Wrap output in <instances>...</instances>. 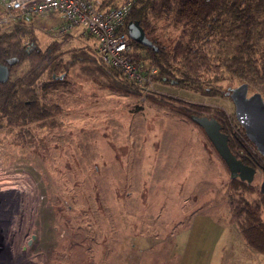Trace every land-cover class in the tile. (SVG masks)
I'll return each mask as SVG.
<instances>
[{
    "label": "rangeland",
    "instance_id": "374dc122",
    "mask_svg": "<svg viewBox=\"0 0 264 264\" xmlns=\"http://www.w3.org/2000/svg\"><path fill=\"white\" fill-rule=\"evenodd\" d=\"M126 1L91 0L96 8ZM172 19H152L155 40L166 51L180 35ZM31 22L40 47L62 42L65 61L75 51L95 54L92 38L78 29L54 34L57 15ZM131 52L147 71L145 51ZM87 67L74 64L65 84L42 91L62 108L60 127L33 126L22 137L0 133V264L233 263L234 249L243 244L232 194L234 202L241 195L258 200L264 169H256L250 184L256 192H233L229 171L202 129L145 96L98 88ZM26 70L24 63L17 75ZM207 77L222 92L241 84L227 74ZM141 90L198 106L202 114L222 111L243 142L238 151L254 156L230 98L153 80Z\"/></svg>",
    "mask_w": 264,
    "mask_h": 264
},
{
    "label": "trees",
    "instance_id": "16d2710c",
    "mask_svg": "<svg viewBox=\"0 0 264 264\" xmlns=\"http://www.w3.org/2000/svg\"><path fill=\"white\" fill-rule=\"evenodd\" d=\"M169 16L173 18L174 26L180 28V35L172 48L166 51L155 40L152 19ZM130 21L138 22L146 38L156 48L153 50L131 41V47L147 54L148 69L156 70L151 81L229 98L228 91L222 92L214 87L215 84H210L213 81L209 82L207 77L227 74L264 97V0H132L125 33ZM62 45V42H52L40 47L31 20L17 21L6 32L0 30V65H6L9 73L7 81L0 85V133L4 130L22 137L33 126L60 127L57 118L62 108L47 100L42 91L65 84L69 68L83 62L88 63L90 79L100 89L132 98L145 96L149 103L189 119L191 115L214 118L221 125V131L229 136L230 151L247 164V160L237 153L243 142L231 140L229 133L230 130L234 133V130L229 128L230 122L222 111L210 110L202 114L198 112V106L184 107L185 103L180 99L154 92L144 93L138 85L104 65L96 54L88 50L72 52L69 60L65 61L60 52ZM131 56L139 66V58ZM24 63H27V70L17 75ZM43 76L48 79L45 83L41 81ZM199 108L202 109L201 106ZM241 131L246 141L242 127ZM257 163L264 169V158L261 157ZM230 186L235 193L256 192L253 186L236 179ZM233 195L234 223L240 237L250 250L264 255V194L259 193V199L250 203L242 195L234 202Z\"/></svg>",
    "mask_w": 264,
    "mask_h": 264
},
{
    "label": "built area",
    "instance_id": "2783aa9c",
    "mask_svg": "<svg viewBox=\"0 0 264 264\" xmlns=\"http://www.w3.org/2000/svg\"><path fill=\"white\" fill-rule=\"evenodd\" d=\"M131 3L127 0L117 7L99 10L91 0H0V30L9 31L15 22H28L35 16L57 15L61 22L54 29L55 35L62 37L75 29L88 35L104 65L143 89L156 70L144 71L132 59L131 40L124 32Z\"/></svg>",
    "mask_w": 264,
    "mask_h": 264
},
{
    "label": "water",
    "instance_id": "95a60500",
    "mask_svg": "<svg viewBox=\"0 0 264 264\" xmlns=\"http://www.w3.org/2000/svg\"><path fill=\"white\" fill-rule=\"evenodd\" d=\"M126 30L131 41L156 50L155 46L146 38L137 21L128 22ZM8 75V67L0 65V85L7 81ZM227 95L233 103L236 121L243 128L245 137L254 145L257 153L264 158V99L262 95L259 92L248 95L246 83H241L230 89ZM190 120L202 129L217 155L226 165L229 178L250 185L256 169L245 165L230 151L229 136L221 131V125L214 118L207 116L191 115ZM259 192L264 194V181L260 185Z\"/></svg>",
    "mask_w": 264,
    "mask_h": 264
},
{
    "label": "crops",
    "instance_id": "0c3cea01",
    "mask_svg": "<svg viewBox=\"0 0 264 264\" xmlns=\"http://www.w3.org/2000/svg\"><path fill=\"white\" fill-rule=\"evenodd\" d=\"M237 241L239 242V240ZM240 241L243 245L240 249H234V260L233 263L231 261V264H264V256L250 250L243 240Z\"/></svg>",
    "mask_w": 264,
    "mask_h": 264
},
{
    "label": "flooded vegetation",
    "instance_id": "af4514ba",
    "mask_svg": "<svg viewBox=\"0 0 264 264\" xmlns=\"http://www.w3.org/2000/svg\"><path fill=\"white\" fill-rule=\"evenodd\" d=\"M229 135H230V138H232L231 139L232 141L235 140L237 143L241 144L242 141L240 140V138H238L236 133H233V131L230 130ZM242 139H244V138H242ZM243 141H245V140H243ZM249 144H250V141H249ZM250 145H251L252 149L255 151L253 153L254 156H250L248 153H240L238 150H237V153H238L239 156H241V157H243V158H245L247 160V164H245V165L252 166L255 169H258L260 167L258 166V163L255 160V157H257L258 159H261V156L257 153V151L255 150L254 146H252V144H250Z\"/></svg>",
    "mask_w": 264,
    "mask_h": 264
},
{
    "label": "bare ground",
    "instance_id": "6f19581e",
    "mask_svg": "<svg viewBox=\"0 0 264 264\" xmlns=\"http://www.w3.org/2000/svg\"><path fill=\"white\" fill-rule=\"evenodd\" d=\"M189 22V21H188ZM9 193V192H8ZM9 212V211H8ZM14 212H15V210H14ZM6 217V216H5ZM7 225V224H6ZM16 263V262H15ZM14 264V263H13Z\"/></svg>",
    "mask_w": 264,
    "mask_h": 264
}]
</instances>
